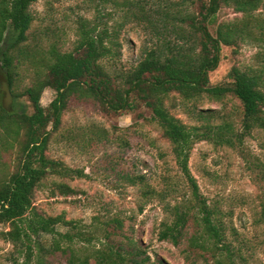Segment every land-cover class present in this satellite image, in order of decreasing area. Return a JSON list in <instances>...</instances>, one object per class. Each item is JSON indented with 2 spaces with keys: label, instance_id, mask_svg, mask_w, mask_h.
Listing matches in <instances>:
<instances>
[{
  "label": "trees",
  "instance_id": "1",
  "mask_svg": "<svg viewBox=\"0 0 264 264\" xmlns=\"http://www.w3.org/2000/svg\"><path fill=\"white\" fill-rule=\"evenodd\" d=\"M38 1L0 0V74L10 90L17 70H27L23 46L33 22L29 8ZM181 1L182 6L172 12L164 10L162 19H158L173 31V40L162 38L142 45L139 60L123 74L117 75L109 68L120 56V28L110 29L101 21H83L71 50L61 51L50 45L28 60L32 76L21 92L12 95L11 111H6L0 101V128L5 137L17 143L15 170L0 182V224L6 227L0 235L11 244L17 257L15 264L20 258L19 264H45L43 257L55 253L64 256L65 264H90V260L93 264H151L139 245L112 242L110 236L121 231L118 219L103 224V236L98 239L77 222L65 220L63 214L45 216L33 205L35 190L48 176L86 177L82 170H73L45 155L50 133L59 127L70 99L112 114L148 111L149 121L169 144L186 189L173 205L167 206L157 239L172 246L185 240V252L212 264H247L229 240L233 230L201 194L188 159L198 142L239 150L253 130H264V17L256 13L262 9L263 0ZM127 4L130 8L124 16L132 17L136 25L147 23L145 9L130 1ZM223 8L240 17L217 22V13ZM148 22L147 26L154 24ZM247 39L263 51L255 54L256 68L232 66L226 84L210 85L208 75L219 65L221 48H231L236 54ZM45 89L53 91L54 97L43 108L39 100ZM175 95L182 103L191 104L203 97L220 101L230 95L238 102V129L226 119L220 124H183L169 111L174 102L167 105ZM19 98H25L27 104L18 102ZM209 115V111L196 113L206 120L211 118ZM254 164L261 169L260 163ZM261 178L258 181L263 182V172ZM53 185L60 196L74 193L66 184ZM259 190V222L264 226V186ZM189 224L191 233L185 236ZM95 239L98 247L91 245L87 251L84 245Z\"/></svg>",
  "mask_w": 264,
  "mask_h": 264
},
{
  "label": "rangeland",
  "instance_id": "2",
  "mask_svg": "<svg viewBox=\"0 0 264 264\" xmlns=\"http://www.w3.org/2000/svg\"><path fill=\"white\" fill-rule=\"evenodd\" d=\"M128 1L145 9L147 19L154 24L147 26V20L136 25L132 17L124 16L130 8ZM182 4L181 0H39L29 8L33 22L23 46L27 70L21 67L13 75L14 86L11 90L7 87V108L12 110V95L21 92L32 76L28 60L45 52L50 45L61 51L71 50L81 22L101 21L110 29L120 28V56L109 68L121 75L137 63L142 45L162 38L173 40V31L158 19H162L160 14L164 10L172 12ZM256 13L264 17V0L262 9ZM98 15H103L102 19ZM239 17L231 9L223 8L217 13L216 21ZM258 51L263 52L248 39L236 54L231 48L222 47L218 67L208 75L210 85L226 84L232 66L256 68ZM2 83L5 79L0 74V87ZM53 97V91L45 89L40 105L46 108ZM4 98L1 92L2 106ZM18 102L27 104L25 98H19ZM172 102L170 113L187 126L206 122L220 124L226 119L238 129V102L230 95L220 101L203 97L194 104L182 103L175 95L167 105ZM67 104L59 127L50 133L45 155L73 170H82L86 177L48 176L34 192L32 202L36 210L45 216L63 214L65 220L77 222L98 239L103 236V224L118 219L122 222L121 231L110 236L112 242L139 245L151 264H212L210 260L185 252V240L179 246H172L157 239L167 206L173 205L186 189L169 144L155 123L149 121L148 111L112 114L72 99ZM27 111H31L28 106ZM199 111H209L211 118H198ZM4 135L0 128V182L13 173L17 158V143ZM254 162L260 163L261 169ZM188 166L207 203L218 210L225 225L233 230L234 236L229 238L232 246L240 250L247 264H264V226L259 222V186H264V181H258L264 173V130H253L239 150L198 142L190 152ZM54 183L66 184L74 193L60 196ZM4 230L6 227L0 224V234ZM190 233L189 224L185 236ZM96 242L95 239L86 243V250L91 245L98 247ZM16 258L11 244L4 242L0 235V264H15ZM43 258L45 264H65L60 253ZM20 261L21 258L18 264ZM89 263L93 264L91 260Z\"/></svg>",
  "mask_w": 264,
  "mask_h": 264
},
{
  "label": "water",
  "instance_id": "3",
  "mask_svg": "<svg viewBox=\"0 0 264 264\" xmlns=\"http://www.w3.org/2000/svg\"><path fill=\"white\" fill-rule=\"evenodd\" d=\"M2 87H0V92H4L5 98L3 100V107L6 111H10L7 108V103L9 102V93L7 91V85L5 83L1 84Z\"/></svg>",
  "mask_w": 264,
  "mask_h": 264
}]
</instances>
